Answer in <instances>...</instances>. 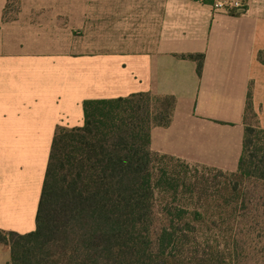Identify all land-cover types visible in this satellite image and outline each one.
I'll return each mask as SVG.
<instances>
[{
  "label": "crops",
  "instance_id": "0c3cea01",
  "mask_svg": "<svg viewBox=\"0 0 264 264\" xmlns=\"http://www.w3.org/2000/svg\"><path fill=\"white\" fill-rule=\"evenodd\" d=\"M214 1L0 0V232L35 229L55 128L81 126L87 99L172 95L151 150L237 171L250 90L264 129V0L237 15Z\"/></svg>",
  "mask_w": 264,
  "mask_h": 264
},
{
  "label": "trees",
  "instance_id": "16d2710c",
  "mask_svg": "<svg viewBox=\"0 0 264 264\" xmlns=\"http://www.w3.org/2000/svg\"><path fill=\"white\" fill-rule=\"evenodd\" d=\"M182 57L196 61L201 73L203 54ZM175 103L172 95L149 92L87 99L81 126L57 125L35 229L0 232L11 264H241L226 235L235 224L226 226L207 209L179 202L180 188L192 189L189 164L150 148L151 128L170 124ZM244 125L238 169L230 174L264 181V129L251 90ZM165 159L182 162L183 176ZM235 191L231 186L229 197L215 207L225 204L232 215ZM156 193L171 196L157 208Z\"/></svg>",
  "mask_w": 264,
  "mask_h": 264
},
{
  "label": "rangeland",
  "instance_id": "374dc122",
  "mask_svg": "<svg viewBox=\"0 0 264 264\" xmlns=\"http://www.w3.org/2000/svg\"><path fill=\"white\" fill-rule=\"evenodd\" d=\"M90 36L94 31H88ZM142 29L134 31L136 38L144 35ZM82 35V32H81ZM93 39V37H92ZM169 169L182 172V162L165 159ZM187 177L192 182L190 192L180 188L178 200L181 204L207 209L211 219L234 223L226 233L231 237L232 249L238 255L241 264H264V181L258 179H243L233 176L228 172L220 173L215 168L203 165L189 164ZM236 186L235 196L238 205L237 211L232 215L228 214L225 204L222 208L215 207V204L222 203L224 198L229 197L230 187ZM170 194L160 195L156 193L157 208L162 201L170 199ZM162 206V205H161Z\"/></svg>",
  "mask_w": 264,
  "mask_h": 264
},
{
  "label": "built area",
  "instance_id": "2783aa9c",
  "mask_svg": "<svg viewBox=\"0 0 264 264\" xmlns=\"http://www.w3.org/2000/svg\"><path fill=\"white\" fill-rule=\"evenodd\" d=\"M201 2H205L206 0H199ZM214 10H224L230 13L231 10L235 9L239 12L244 10V2L243 0H226V1H214L212 4Z\"/></svg>",
  "mask_w": 264,
  "mask_h": 264
}]
</instances>
